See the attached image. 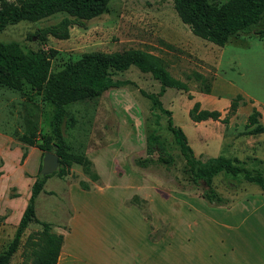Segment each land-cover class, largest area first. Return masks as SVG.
Here are the masks:
<instances>
[{"label": "rangeland", "instance_id": "1", "mask_svg": "<svg viewBox=\"0 0 264 264\" xmlns=\"http://www.w3.org/2000/svg\"><path fill=\"white\" fill-rule=\"evenodd\" d=\"M226 1L209 3L220 5ZM65 16L57 13L33 23L9 25L0 31V42L16 43L24 53L45 52L52 72L93 53L121 61L136 58L163 67L188 85V92L167 88L159 100L171 112L173 124L185 134L194 156L202 161L219 155L236 157L248 170L264 177V133L258 135V142L247 145L241 134L252 109L264 110V37L255 35L264 29V14L251 29L218 47L194 36L181 23L172 0H110L106 12L84 22L83 27H71L65 40L27 39L37 29L54 25ZM50 50L55 51L51 56ZM192 73L202 75V86L209 87L208 93L200 91ZM113 78L129 80L135 86L110 89L97 98L67 105L62 131L70 152L88 155L101 178L99 186L109 194L111 204H102L92 216L103 224L128 225L131 231L107 232L110 236L92 247L81 245V254L91 255L94 264H203L209 258L217 259V251L223 249L224 256L232 262L236 255L249 256L245 264L255 258L264 264V192L241 176L220 173L213 178L212 187L229 201L227 205H211L200 198L188 183L183 159L163 115L160 134L171 150L174 166L169 171L161 166L148 170L133 168L131 157H145L144 124L152 119L151 102L138 90L156 94L159 83L135 67L114 73ZM188 94L192 100L187 99ZM236 95H241L246 104L236 110L226 125L211 120L194 123L188 116L192 104L198 101L202 109L219 111L222 119ZM52 112L51 105L26 84L21 91L0 87V128L11 132V150L27 151L28 147L17 140L26 132V116L36 120L40 134H51ZM13 151L5 157L6 162L0 158V252L12 240L16 219L30 192L29 175ZM41 157L35 160L34 155L30 156L29 163L36 162L38 166L33 181ZM76 181L73 167L65 178L54 174L46 179L35 200L36 219L50 223L54 233V227L68 231L65 222L71 207L67 187ZM133 195L147 202L150 220L136 206L120 204V199ZM80 225L77 224L72 238L75 249L79 248ZM149 226L150 242H146ZM168 227L169 236L160 240ZM40 231L37 223L28 224L9 264H33ZM130 233L129 241L121 238ZM68 264L85 263L71 258Z\"/></svg>", "mask_w": 264, "mask_h": 264}, {"label": "trees", "instance_id": "2", "mask_svg": "<svg viewBox=\"0 0 264 264\" xmlns=\"http://www.w3.org/2000/svg\"><path fill=\"white\" fill-rule=\"evenodd\" d=\"M110 0H0V31L9 25L19 22H37L57 13L66 16L56 24L37 29L27 36L37 41H46L48 37L65 40L69 37V29L73 26L83 27L84 22L102 15L107 10ZM173 8L181 23L186 25L191 33L215 46H224L229 39L245 33L255 26L264 14V0H227L223 4L213 5L209 0H172ZM259 38L264 37V29L255 32ZM55 51L50 50V56ZM135 67L143 74H149L159 83L156 94H148L139 89L141 96L151 102V117L145 121V157H131L130 165L138 170H148L152 167H163L169 171L175 164L174 157L167 142L160 134L161 116L167 117V128L183 159L184 170L188 176V183L199 192V197L211 205H227V199L220 196L212 187L213 178L220 174L231 177L241 176L243 181L254 184L264 192V177L253 173L244 167V163L236 157H209L202 161L195 157L188 145L187 138L181 128L175 126L171 112L166 110L160 97L167 88L188 92L187 83L172 77L163 67L151 65L136 58L124 61L112 58L110 55L93 53L85 54L77 61L66 65L63 69L52 72L48 55L42 51L24 53L13 42H0V87L13 91H21L26 84L32 91L52 107L51 134H40L37 123L30 115L24 118L25 134L17 137L24 146L36 147L41 156L51 149L59 158V169L53 174L40 177L38 174L30 186V194L26 206L18 221L14 236L4 251L0 252V264H9L12 255L18 248L20 238L31 222L41 227L38 233V250L34 252L33 264H56L63 243V236L52 232V225L36 219L35 200L43 191L46 179L56 174L58 178L70 175L72 165H78L86 180H79L81 190L87 191L92 185H100V177L95 171L92 161L84 153L70 152L62 131L67 105L89 100L101 96L110 89L135 86L129 80L113 78V74L124 72ZM191 77L199 83L202 93H208L209 87L202 86V75L192 73ZM189 78V77H188ZM192 100L191 95H187ZM241 95H236L227 108L224 118H220L217 110H205L195 101L188 111L190 120L199 123L207 120L220 121L226 125L236 110L245 105ZM261 114L252 109L248 115L242 135H258L264 133V126L260 123ZM71 125L75 120L71 118ZM27 151L23 149L20 163L26 158ZM42 158V157H41ZM244 165V166H243ZM41 168V162L38 172ZM180 192H187L177 189ZM128 205L139 208L145 218L150 220L146 209L147 202L139 196L133 195Z\"/></svg>", "mask_w": 264, "mask_h": 264}, {"label": "crops", "instance_id": "3", "mask_svg": "<svg viewBox=\"0 0 264 264\" xmlns=\"http://www.w3.org/2000/svg\"><path fill=\"white\" fill-rule=\"evenodd\" d=\"M260 114H261L260 122L264 126V110L263 109L260 110ZM258 135L257 136L256 135L242 136L244 137L245 141H247L245 145L255 143L256 141L258 142L259 140ZM12 144H13V139L11 137V132L0 128V158L4 162H6L5 157L8 156L12 152V150H14L13 152H15L16 154V160H19L21 158V154H22L21 150L19 148H14L11 150ZM27 147H28L27 155L23 161V167L29 175L27 176V178L31 186V184L33 183L32 176L37 171L38 166L36 162L34 163V165L29 163L30 156L34 155L35 160H36V158L39 155L41 156V153L35 147H30V146H27ZM244 147L247 148L246 146ZM72 167L75 170V173L77 175V181L68 184V187H67V189H69L68 203L71 207V214L68 215L67 217L68 221L65 222V225L68 228V231L64 232L62 229L54 227L56 233L57 234L61 233V235L63 236V243H62L56 264H68L69 261L71 262V258L72 259L75 258L79 262H83L85 264H91V263L94 264L95 260L92 259L91 255L86 256V255H83L84 253L81 254V249H80L81 245L87 244L89 247H92V245H95L96 242L99 241L101 238L105 239L109 237L110 235L107 232H125V231L130 232L131 229L129 228L128 225L103 224L101 222L96 221V218L92 215L97 210H99L102 204H105V203H107V205L111 204L108 198L109 194L105 191V187L103 188L102 186H99V185H92L91 188L87 191L81 190L78 185V181L86 180V179L81 171L80 166L72 165ZM100 181H101V178H100ZM176 194L189 198L183 195L182 193H176ZM130 198H127V199L129 200ZM127 199L125 198L120 199V204L124 206V204L127 202ZM26 203L27 202H25L22 208L20 209L16 222L19 221V218L23 212V209L26 206ZM130 207L134 208L133 205H130ZM79 223H81L80 228L78 230V243L77 244L79 248L75 249L72 238L75 237L76 226ZM170 230L171 228L168 227L160 240L166 239L169 236ZM149 232H150V226L148 228V233H146L147 235L146 242H150ZM130 236H131V233L126 236L125 235L121 236V238L123 240L128 238L127 241H129L130 239H132V237ZM224 253L225 251L223 249H219V251H217V259L212 258L210 260L209 258V260H204L205 262H202V263L203 264H245L250 259L249 256L237 258V256L235 255L234 256L235 258H233V262H232L230 259L224 256ZM180 260L182 261V258H180ZM250 264H263V263L261 262V259L257 260L255 258V260L253 262H250Z\"/></svg>", "mask_w": 264, "mask_h": 264}, {"label": "water", "instance_id": "4", "mask_svg": "<svg viewBox=\"0 0 264 264\" xmlns=\"http://www.w3.org/2000/svg\"><path fill=\"white\" fill-rule=\"evenodd\" d=\"M60 167L59 158L55 149L45 152L41 158V168L38 172L40 177H46L56 172Z\"/></svg>", "mask_w": 264, "mask_h": 264}]
</instances>
